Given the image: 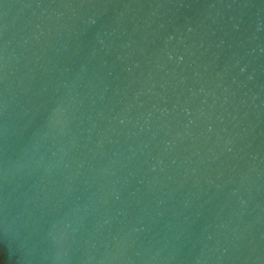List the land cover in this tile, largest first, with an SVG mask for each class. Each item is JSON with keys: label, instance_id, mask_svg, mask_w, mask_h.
<instances>
[{"label": "water", "instance_id": "water-1", "mask_svg": "<svg viewBox=\"0 0 264 264\" xmlns=\"http://www.w3.org/2000/svg\"><path fill=\"white\" fill-rule=\"evenodd\" d=\"M0 264H264V0H0Z\"/></svg>", "mask_w": 264, "mask_h": 264}]
</instances>
